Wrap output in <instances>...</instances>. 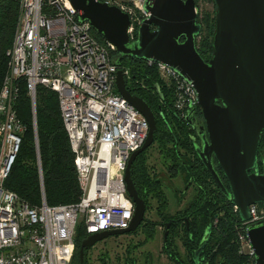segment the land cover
I'll use <instances>...</instances> for the list:
<instances>
[{
  "label": "built area",
  "instance_id": "1",
  "mask_svg": "<svg viewBox=\"0 0 264 264\" xmlns=\"http://www.w3.org/2000/svg\"><path fill=\"white\" fill-rule=\"evenodd\" d=\"M19 15L7 71L0 87V264H70L76 230L88 236L128 228L134 204L127 195L125 171L132 153L144 144L149 125L145 117L116 90V73L109 43L100 44L87 21H79L68 0H16ZM127 14L129 42L150 17L147 0H96ZM199 9L200 0H194ZM155 65L174 94L181 118L197 103L193 86L171 67ZM128 78L127 70H120ZM25 82L30 101L34 144L40 179L41 203L30 207L5 188L19 152L24 126L15 105L19 81ZM57 95L80 189L76 203L48 206L44 199L36 133V89ZM238 214V208L232 206ZM249 219L237 232L239 253L256 264L247 239L249 225L264 220L260 204L250 205ZM216 222V221H215Z\"/></svg>",
  "mask_w": 264,
  "mask_h": 264
},
{
  "label": "water",
  "instance_id": "2",
  "mask_svg": "<svg viewBox=\"0 0 264 264\" xmlns=\"http://www.w3.org/2000/svg\"><path fill=\"white\" fill-rule=\"evenodd\" d=\"M68 2L80 13L79 21H87L115 48V66L126 57L150 60L171 67L193 86L197 103L185 119L192 126L197 108L204 120V125L197 128L201 143L194 144L195 154L215 188L238 208L242 222L249 219L250 205L260 204L264 209V164L261 173L258 167L264 133V0H213L212 53L208 61L196 49L201 25L194 0H147L144 9L150 17L139 26L133 42L127 34L129 17L118 8L96 0ZM116 90L149 125L144 144L132 153L125 171L126 191L134 212L127 229L91 234L84 239L79 247L80 264L85 249L135 231L145 216L146 205L131 179L130 167L137 155L152 145L156 121L146 102L128 91L120 70L116 73ZM247 239L255 263L264 264V220L248 226ZM203 247L194 252L195 263Z\"/></svg>",
  "mask_w": 264,
  "mask_h": 264
},
{
  "label": "trees",
  "instance_id": "3",
  "mask_svg": "<svg viewBox=\"0 0 264 264\" xmlns=\"http://www.w3.org/2000/svg\"><path fill=\"white\" fill-rule=\"evenodd\" d=\"M211 1L213 3V0ZM18 13L19 8L16 0H0V87L7 71L6 51L12 45ZM213 19L214 17H210L209 14L204 16L207 35L201 43V47L197 49L196 46L197 52L204 61L209 60L212 53ZM92 35L100 44L105 43L94 31H92ZM111 58L114 63L117 59L115 51L111 53ZM117 67L120 70L128 71V78L125 81L128 91L144 100L154 114L156 131L152 145L156 144L159 154L164 157L170 177L174 178L179 171H182L186 178V184L189 186L188 189L196 188L195 197L188 202L183 210L177 212L176 218L188 217L189 232L195 241L194 244H198L207 228L211 227L207 234L210 236V241L204 254L205 262L203 264H248V257L239 253L237 244L238 227L241 225L239 215L233 211L229 201L215 188L208 172L195 154L192 142V138L195 136L194 130L188 125L185 118L179 117L175 112L172 89L162 85L156 66H148L144 60L126 57ZM18 85L19 94L15 110L18 119L24 126V134L16 160L4 186L16 193L30 207H37L41 203V191L30 101L25 82L20 80ZM196 110L198 111L197 108ZM36 133L46 204L58 206L76 203L80 197V189L73 162L74 156L60 117L57 95L41 86L36 89ZM147 149L139 153L131 164V179L138 195L145 202L146 211L150 203L149 200L154 199L158 203L156 214L166 220L171 215L166 210L168 200L164 184L160 178L151 175L148 171ZM181 150L184 153H181ZM184 156H188V159H184ZM263 164L264 133L261 136L258 150L260 171H262ZM214 167L224 186L227 187V182L216 163ZM183 193L182 191V195ZM215 217H218L217 223L213 224ZM150 224L144 223L139 226L144 237L142 245L154 239L156 233L154 226L158 223ZM171 230L175 236L179 230H184V225L179 223L171 227ZM87 237L83 226H79L76 230L72 264H80L79 247ZM168 242L162 253L167 254L171 264H194L192 255L194 249L189 240H184V245L187 246L186 254H181L179 249L173 245V239ZM88 250H84L83 264H86ZM102 262V264H107V259H103Z\"/></svg>",
  "mask_w": 264,
  "mask_h": 264
},
{
  "label": "rangeland",
  "instance_id": "4",
  "mask_svg": "<svg viewBox=\"0 0 264 264\" xmlns=\"http://www.w3.org/2000/svg\"><path fill=\"white\" fill-rule=\"evenodd\" d=\"M198 9V22L201 25V32L196 38L197 49L201 47V43L207 35V32L205 31L204 16L206 14H209L210 17H214V5L211 0H200L198 3ZM158 76L160 81L162 82V85L165 86V83L159 74ZM166 88L170 89L169 87ZM181 153H184V151L181 150ZM146 155L148 171L151 175L160 178L162 180V183L164 184V190L168 200V205L166 208L167 212L169 214H174L178 210H183L187 206L188 202L193 200V198L195 197L196 188L190 187L188 191L182 195V191L186 183L185 175L182 171H179L174 178L170 177V174L166 168L165 159L162 155L159 154L156 144L148 147ZM184 159H188V156H184ZM149 201L150 203L147 207V211L145 212V216L148 219L155 221L157 220L155 211L158 208V203L154 199H150ZM217 219L218 217H215L213 219V224H215V221ZM160 232V230H157L156 238L152 242H147L145 243V245L143 244L142 248L140 247L141 249L136 250L134 257L138 261V263L143 264L145 262V257L147 255H150L151 264H171L167 257L160 252ZM143 240L144 237L140 234L134 236V238H132L131 236H123L118 238L117 240L111 238L106 239L105 241L97 243L87 251L86 264H102L103 259H108L109 264H122L125 255H129L128 252H125L128 248V243L133 242L132 244H137ZM180 251L182 252V250ZM72 262L73 260L70 262V264H72Z\"/></svg>",
  "mask_w": 264,
  "mask_h": 264
},
{
  "label": "flooded vegetation",
  "instance_id": "5",
  "mask_svg": "<svg viewBox=\"0 0 264 264\" xmlns=\"http://www.w3.org/2000/svg\"><path fill=\"white\" fill-rule=\"evenodd\" d=\"M192 124L193 125L191 127L194 130V134H195V136H193V138H192V142H193V144L200 145L201 140L198 137V135L196 134V132H197V128L199 126H203L204 125V120H203V117L200 114V111L199 110L198 111L197 110L194 111V120H193V123ZM259 172L261 173L262 171L259 170ZM188 187H189L188 184L185 183L184 188H183V192H184L183 194H185V192L188 191L187 190ZM178 211H180V210H178ZM178 211H176L174 214H170L171 216L169 218H167L166 220L161 219L156 213L155 214L157 216V220H155V221H152V220L148 219L146 216H144V220L141 223V225L144 224V223H151L150 225H152V223H155V225H156V223H158L154 227L156 229V233H157V230H160L161 231L160 232V234H161L160 235V238H161V250H160V252L161 253L163 252V250L166 247V245L169 243L168 241H172V239H173L174 240V242H173L174 244L173 245L176 246L179 249V251L182 250V252L180 251L181 254H186L185 248L187 246L184 245V243L186 242V241L184 242V240H189L190 241L189 243L192 245L191 247L194 249L193 250V253H192V255H193V261H194V252L199 247H201L204 244V247H203L201 253L198 256L197 263L194 262V264H203L205 262V256H204V254H205V252L207 250L208 243L210 241V236L207 235L209 233H207V234L204 233L201 236V238L199 239L198 244H194L195 241L192 238V234L189 232V225H188V228H187V224H189L188 217L187 216H180V217L176 218L177 217L176 214H177ZM145 212H146V210H145ZM179 223L180 224L182 223L184 225V230H179L178 234L174 236L173 235V232H172L173 229L171 230V227H173L174 225H177ZM156 233H155L154 239L156 238ZM138 234L142 235V229H141V227H138L133 232L126 233V234L119 235V236H112V237H109L107 239H110L111 238V239L117 240L118 238L123 237V236H131L132 238H134V236H136ZM103 241H105V240H103ZM132 243L131 242L128 243V248L126 249L125 252L126 253L128 252L129 255L128 256H127V254L125 255L122 264H140L135 259L134 254L136 253V250L142 248V246H143L142 245V241L139 242V243H137V244H132ZM162 254H164L167 257V259H168L167 254H165V253H162ZM107 264H109L108 259H107ZM143 264H151V256L150 255H147L145 257V262Z\"/></svg>",
  "mask_w": 264,
  "mask_h": 264
}]
</instances>
